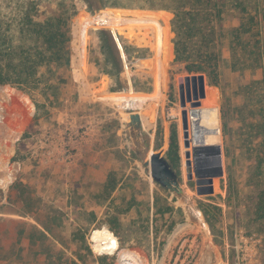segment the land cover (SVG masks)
<instances>
[{
  "label": "rangeland",
  "instance_id": "obj_1",
  "mask_svg": "<svg viewBox=\"0 0 264 264\" xmlns=\"http://www.w3.org/2000/svg\"><path fill=\"white\" fill-rule=\"evenodd\" d=\"M63 1L69 64L46 91L51 105L38 91L0 85V264H99L101 255L112 264H264V226L255 232L247 204L262 135L243 118L259 74L232 67L226 40L213 78L201 73L200 106L219 110L224 172L211 195H197L178 83L199 73L170 57L172 13L159 9L167 0ZM262 120L251 117L252 127ZM173 126L180 173L171 179L152 154L165 158ZM200 201L218 208L214 233ZM100 229L112 232L114 249L94 247Z\"/></svg>",
  "mask_w": 264,
  "mask_h": 264
},
{
  "label": "trees",
  "instance_id": "obj_2",
  "mask_svg": "<svg viewBox=\"0 0 264 264\" xmlns=\"http://www.w3.org/2000/svg\"><path fill=\"white\" fill-rule=\"evenodd\" d=\"M52 3L53 0H0V85L17 86L30 94L38 91L48 106L54 97L48 96L53 93L46 91L56 87L54 76L69 64V21L72 17L61 5L63 0L54 9ZM159 9L172 13L170 57L176 62H189L190 65H186L188 72L214 76L221 56L219 46L226 40L232 67L259 74V78L252 80L246 88L245 96L255 97V105L248 108L243 117L249 121L251 129L258 130L256 134L262 135L247 196L251 221L255 232H259L264 226V0H167ZM35 104L39 110L37 101ZM257 113L263 120L253 128L251 117ZM37 118L38 115L34 120ZM167 144L162 159L178 176L180 154L175 126L170 130ZM153 203L156 202L153 200ZM199 205L214 233L217 206L201 201ZM152 214L146 212L144 216L147 230ZM174 224L171 223L168 231ZM38 232L46 238L44 231ZM120 240L122 245L125 244ZM78 259L85 262L82 257ZM104 260L113 263V257L108 255L97 258L99 264H104ZM63 264L79 262L69 259Z\"/></svg>",
  "mask_w": 264,
  "mask_h": 264
},
{
  "label": "water",
  "instance_id": "obj_3",
  "mask_svg": "<svg viewBox=\"0 0 264 264\" xmlns=\"http://www.w3.org/2000/svg\"><path fill=\"white\" fill-rule=\"evenodd\" d=\"M179 103L181 107H185L189 102L190 106H198V98L205 96V79L204 75L191 74L183 76L182 81L178 83ZM183 129H186V110L182 111ZM206 132L217 133V129L205 130ZM185 148V171L186 178L195 181V192L197 195H211L214 192L213 178L217 175H222L223 158L222 147L220 143L205 144L195 149L194 156V170H192L190 151L188 150L189 141L186 138L183 140ZM152 160L155 165H158L159 170H162L169 178L175 177L174 173L168 168L159 153L152 154ZM154 168V164H153ZM194 171V172H193ZM159 175L153 173L154 179H160Z\"/></svg>",
  "mask_w": 264,
  "mask_h": 264
},
{
  "label": "bare ground",
  "instance_id": "obj_4",
  "mask_svg": "<svg viewBox=\"0 0 264 264\" xmlns=\"http://www.w3.org/2000/svg\"><path fill=\"white\" fill-rule=\"evenodd\" d=\"M183 77H179V81H182ZM206 94V93H205ZM205 97V96H204ZM202 97V98H204ZM199 101V100H198ZM202 104V103H201ZM181 125H182V138H186L189 141L188 150L190 151V160L192 170L194 169V156L195 149L202 145L218 143L220 141V134L218 126L220 125L219 110L215 106L203 107L190 106L186 104L185 107H181ZM186 110V129H183V117L182 111ZM191 127V128H189ZM217 129V133L206 132L205 130ZM93 245L96 249L102 250L114 249V236L108 229L94 230L91 234Z\"/></svg>",
  "mask_w": 264,
  "mask_h": 264
}]
</instances>
